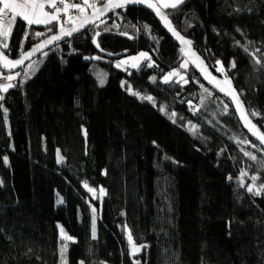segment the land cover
Listing matches in <instances>:
<instances>
[{
  "label": "trees",
  "instance_id": "16d2710c",
  "mask_svg": "<svg viewBox=\"0 0 264 264\" xmlns=\"http://www.w3.org/2000/svg\"><path fill=\"white\" fill-rule=\"evenodd\" d=\"M164 10L208 66L222 62L264 131V60L255 63L264 55V0H186ZM36 31L51 34L17 19L3 50L17 56L43 38ZM70 40L71 47L64 41L45 51L28 79L26 64L17 86L0 92V264H62L58 225L73 238L67 264H264V193L241 187L242 170L245 185L253 175L254 185L264 184V150L242 130L230 103L190 65L189 83L163 82L185 59L144 9L116 10ZM139 51L157 66L145 60L139 69L116 67ZM189 122L198 127L195 135ZM85 182L107 194L91 195ZM128 230L138 247H148L132 255Z\"/></svg>",
  "mask_w": 264,
  "mask_h": 264
},
{
  "label": "snow or ice",
  "instance_id": "6c2138e0",
  "mask_svg": "<svg viewBox=\"0 0 264 264\" xmlns=\"http://www.w3.org/2000/svg\"><path fill=\"white\" fill-rule=\"evenodd\" d=\"M186 2V0H161L162 8H172V9H178L181 5H183ZM129 3H139V4H147L149 8H152L156 15L160 17V19L164 22L165 27L168 28V30L172 33L174 37H176L177 40L180 41V43L185 47H182L180 49V52L184 56H188L190 60H192L193 63L196 64L198 68H200L201 74L204 76L205 79L209 81V83H212L215 87L219 88L221 92H224L225 95L229 96L233 103L236 105L237 111L240 113L241 119L244 121V125L246 128H248L249 132L255 136L261 144H264V133L260 132V129L257 127L256 124L252 122V119L249 118V114L245 112L243 102L240 99V95L236 92V90L232 87V81L228 78V70L225 69L224 65L220 60L216 61V64L219 65V67H216V72H219L224 75L225 79L223 81L217 80L215 76H213L210 72L207 71V66L204 65V61L200 59V57L192 51V41L186 40L183 36L180 35L178 31L172 26L171 21L168 19L169 13L163 12L161 10V7H157L155 3H152L151 0H108L107 3H102L100 7H96V5L89 4L88 0H84L85 7H82L79 3H68L66 0H0V4H2V7H0V38H3V43L0 44V48L2 49H8L9 44L7 43V40L10 38L15 22L17 19L22 18L23 21L26 22V25L28 28H31L33 25H43L46 28V31L48 33H52L54 31L53 25H59V29L57 34L50 35L47 39H43L41 43L35 44L31 51L24 52L22 51L20 54V57L18 59H9L8 55L5 54L4 51H0V67H3L5 69H15L17 66L22 65L25 60H27L29 57H31L35 52L43 51L44 48H46L49 45H53L54 42H59L62 40H65L67 43H69V47H71V40L74 36V34L78 33L81 29L85 27L87 23H89V20L85 18L83 21L79 23V25H75V21L73 20V16L69 14L70 9L77 10L80 14H83L86 10V7H92L95 9V14L102 15L104 12L109 11L110 9L115 10L116 8H123L126 4ZM46 9H52L51 11ZM64 13L68 19L62 20L61 19V13ZM94 14V15H95ZM11 16V19L8 17ZM73 23L74 26L72 27H65L66 24ZM144 30L148 31L149 26L144 25ZM30 33L28 31H25L24 36L25 40L28 39ZM34 35L36 37H44L45 32L42 31H36L34 32ZM99 33H96L93 36V43L96 44V46L99 48V44L97 43L96 37L99 36ZM122 35H127V33H122ZM68 38V39H66ZM153 39H156L153 37ZM24 47V42H21V48ZM56 47H59V44L56 43ZM245 51L247 52V48H245ZM43 55L46 57L48 55V52H43ZM111 55V54H110ZM85 59H100V57H85ZM149 61L147 63L148 68L156 67L154 61H151V57L148 55L147 52H140L136 56H129L127 59L119 60L116 64L117 68H121L122 66H130L133 69H139L141 68V61ZM261 60H264V55L261 56V59L255 60V63L257 65L261 64ZM44 61H37L33 62V64H29L28 67L25 69L24 75L25 79L30 78L29 73L35 74L37 67L39 64H42ZM189 67V60H185L180 64L179 69L174 68L172 71L164 74L163 76V82L164 83H170V82H176L181 83L182 85L189 83V80L181 74L180 69H188ZM231 68L236 67L235 61H233L230 65ZM21 73L17 72L15 75H7L4 76L3 79L7 81V83L0 84V92L7 93L10 89L16 87L17 85L12 83V81L16 80V77L20 76ZM100 85H103L105 83V79L102 77L101 74H97ZM150 79L155 82L156 77H150ZM198 82V81H197ZM21 84L24 83V81H20ZM125 82L122 81V86H124ZM222 85H226L222 86ZM201 87H203L201 85ZM131 94L136 95L140 99H147L153 103H155L154 98L151 96H142L138 92L132 91L131 87L129 86V89ZM207 91V89H205ZM5 97L0 95V108H3V101ZM160 111L167 114L166 110L163 106H161ZM225 111H227V105H225ZM3 115L6 118L7 117V109H3ZM175 116L176 113H172L170 116V119H172L173 123H175ZM251 117H257V112H251ZM189 131L192 132L194 135L198 131V127L196 125H192L191 122H189ZM86 134V133H85ZM242 143L251 144V141L245 139L242 141ZM253 147H256V145H252ZM243 151V149H242ZM244 156L248 157L252 161H256L257 157L251 152L244 151ZM4 163H8V158L5 156ZM64 157L61 155L60 150H57V163H63ZM260 167L264 168V161H259ZM247 175L246 172L243 170L241 171V187H246L247 191L250 193H253L254 195H261L264 193V184H262L259 188L254 189V184L245 185L243 183V177ZM231 179V177H229ZM259 177L257 175L251 176V180L255 183ZM2 183V182H0ZM84 186L88 189L90 193H93L95 196L96 189L90 188L87 185V182H85ZM106 190L101 187L99 189V195L100 197H103L106 195ZM62 200H58L57 203H61ZM93 213H95V209H93ZM125 228L127 229V226L125 225ZM60 234L62 241V246L59 250L60 252V258L62 261V264H67L66 262V255L68 251V244L67 241H72L73 238L68 236L63 227H60ZM96 232H95V215L93 216V225H92V236L95 238ZM128 242L131 246L132 255H135L136 253L140 252L142 248L148 247V245H140L139 247L133 242V236L131 234V231L128 230ZM81 264H83V261H81ZM136 264H139L137 261Z\"/></svg>",
  "mask_w": 264,
  "mask_h": 264
},
{
  "label": "water",
  "instance_id": "95a60500",
  "mask_svg": "<svg viewBox=\"0 0 264 264\" xmlns=\"http://www.w3.org/2000/svg\"><path fill=\"white\" fill-rule=\"evenodd\" d=\"M107 2H108V0H105V1L102 2V3H107ZM151 2H152V3H155V4L157 5V7H160V6L156 3L155 0H151ZM102 3H101V4H102ZM101 4H99V5L96 6V7H100ZM128 7L141 8V9H144V10H146L147 12H149V13L154 17V19L157 21V23L161 26V28L163 29V31H164V32H165V33H166V34H167V35H168V36L174 41V43L179 47V49H181L182 47H185V48L187 47V46L182 45V44L180 43V41L177 40L176 37H174V36L172 35V33L168 30V28L165 27L164 22L160 19V17L157 16L156 13H155V11H154L152 8H149V7L147 6V4L129 3V4H126L123 8H128ZM123 8H116L115 10L110 9L109 11L104 12L102 15L95 14V9L93 8V9L90 10L88 13L84 14L82 17H80L79 19L75 20V25H79V23H80L81 21H83L85 18H87V19L89 20V23H87L83 29H81L78 33H76V34H74V35H77V34L83 32L84 30L88 29L89 27L94 26L96 23H98L99 21H101L102 19H104L105 17H107V16H108L109 14H111L112 12H114V11H116V10H119V9H123ZM161 10H162L163 12H166L162 7H161ZM94 14H95V15H94ZM168 19L171 21L172 26L176 29L175 25L173 24V22H172V20L169 18V16H168ZM72 26H74L73 23H71V24H69V25H67V26H65V27H72ZM176 31H178V30L176 29ZM57 32H58V30H57L56 32H54V33H51V34H49V35H47V36H45V37L39 39L35 44L41 43L43 39H47L50 35L57 34ZM178 32H179V31H178ZM179 33H180V35L183 36L186 40H188V39H187V38H186L181 32H179ZM66 39H68V38H66ZM64 41H65V40H62V41H59V42H54L53 45H49V46H47L46 48L43 49V51L35 52L31 57H29L27 60H25L24 63H23L22 65L17 66L15 69H5V68H3V67H0V69L3 70V71H5V72H12V73H14V72H18V71H20L21 69H23L24 66H25L26 64H28L30 61H32L33 59H35L36 57H38L39 55H41L43 52H45V51L49 50L50 48L56 46V43L60 44V43H62V42H64ZM35 44H33L32 46H30V47L24 49L23 51H24V52L31 51L32 47H33ZM191 48H192V51H194V52L200 57V59L204 61V59L202 58V56L200 55V53L194 48L193 45L191 46ZM0 51H4V50H3L2 48H0ZM4 52H5V51H4ZM21 52H22V51H21ZM21 52H20L17 56H14V57L9 56L6 52H5V54L8 55L9 59H13V60H15V59H18V58L20 57ZM183 57H184L185 60H189V65L192 67V69L195 71V73L199 76V78L201 79V81H202L206 86H208L210 89H212V90H213L214 92H216L218 95H220V96H222L223 98H225V99L230 103V106H231V108H232V110H233V112H234V114H235V116H236V118H237V121H238L240 127L242 128V130H243V131H244V132H245V133H246V134H247L252 140H254V141H255V142H256V143H257V144H258V145L264 150V144H261L260 141H259L255 136H253V135L249 132L248 128L245 127V125H244V121L241 119L240 113L237 111V109H236V105L233 103L232 99H231L229 96L225 95L224 92H221V91L219 90V88L215 87L212 83H209V81H208L207 79H205L204 76L201 74L200 68H198V67L196 66V64L193 63L192 60L189 59L188 56H184V55H183ZM204 65L207 66V71L210 72L213 76H215V77L217 78V80H219V81H223V80L225 79V77H224L223 74H221V73H219V72H216V70H215L216 67H219V65L216 66V67H210V66H208V64H207L205 61H204ZM228 78H229V77H228ZM222 86H225V87H226V85H222ZM232 87L234 88L233 85H232ZM234 89H235V88H234ZM235 90H236V89H235ZM236 92H237V90H236ZM237 93H238V92H237ZM238 94H239V93H238ZM240 99H241V101L243 102V100H242L241 97H240ZM243 105H244V110H245V112L249 114V112H248V110H247V108H246L244 102H243ZM249 118L252 119V122H253L254 124L257 125V127L260 129V132H261V133H264V131L262 130V128L256 123L255 119H254L253 117H251L250 114H249Z\"/></svg>",
  "mask_w": 264,
  "mask_h": 264
},
{
  "label": "rangeland",
  "instance_id": "374dc122",
  "mask_svg": "<svg viewBox=\"0 0 264 264\" xmlns=\"http://www.w3.org/2000/svg\"><path fill=\"white\" fill-rule=\"evenodd\" d=\"M156 1V3L160 6V7H162V3H161V0H155ZM164 9V8H163ZM46 10H48V9H46ZM84 14H86V12H84L83 14H78V15H76V16H73V20L75 21V20H77V19H79L80 17H82ZM9 19H11V16H9L8 17ZM67 19H68V17H67ZM66 19V20H67ZM69 24V23H68ZM0 42H1V44L4 42L3 41V38H0ZM140 52H146V51H139V52H137V53H133V54H129V55H124V56H122V57H120L119 59H117L114 63H115V65L117 64V62L119 61V60H122V59H127L129 56H136V55H138ZM149 55V54H148ZM42 56H43V54L40 56V58L39 57H36L35 59H33L32 61H30L27 65H26V67H25V69L28 67V65L29 64H33V62H37L39 59H41L42 58ZM185 61V60H184ZM184 61H182V62H184ZM142 62V61H141ZM181 62V63H182ZM180 67V66H179ZM121 69H128V70H130V69H133V68H131L130 66H122L121 67ZM177 69H179V68H177ZM187 70H189V67H188V69H180V72H181V74L182 75H184L185 76V73L187 74ZM25 72V71H24ZM17 72H14V73H12V72H6V74H5V72L3 71V70H1L0 69V76L2 75V77L3 76H7V75H15ZM6 81V80H5ZM3 83H7V81L6 82H3ZM12 83H14L15 84V80L14 81H12ZM192 109H193V107H192ZM192 125H194V124H192ZM250 179H251V176H250ZM256 183V182H255ZM252 180H251V183L250 184H255ZM255 188H258L256 185H254V189ZM87 189V188H86ZM87 191H88V189H87ZM89 192V191H88ZM90 193V192H89ZM91 195H93L94 196V194L93 193H90ZM95 194H97L98 196H100L99 195V189L98 190H96V193ZM60 227H61V225H58V228H59V231H60Z\"/></svg>",
  "mask_w": 264,
  "mask_h": 264
},
{
  "label": "built area",
  "instance_id": "2783aa9c",
  "mask_svg": "<svg viewBox=\"0 0 264 264\" xmlns=\"http://www.w3.org/2000/svg\"><path fill=\"white\" fill-rule=\"evenodd\" d=\"M94 1L95 0H91V3H93ZM66 2H68V3H73L74 2V3L81 4L82 0H66ZM48 10L51 11L52 9H48ZM69 14L72 15V16H76V15L79 14V12L77 10H75V9H70L69 10ZM60 15H61V19L62 20H66L67 19V16L63 12ZM5 74H6V72H5ZM3 82H6V81L2 77V78H0V84H3Z\"/></svg>",
  "mask_w": 264,
  "mask_h": 264
},
{
  "label": "crops",
  "instance_id": "0c3cea01",
  "mask_svg": "<svg viewBox=\"0 0 264 264\" xmlns=\"http://www.w3.org/2000/svg\"><path fill=\"white\" fill-rule=\"evenodd\" d=\"M88 2H89V4H91V0H88ZM82 7H85V5H84V0H82V3L80 4ZM1 6H2V4H1ZM89 8L90 7H86V10H85V12H87L88 10H89ZM80 14V13H79ZM4 77V76H3ZM0 78H2V75L0 76Z\"/></svg>",
  "mask_w": 264,
  "mask_h": 264
}]
</instances>
